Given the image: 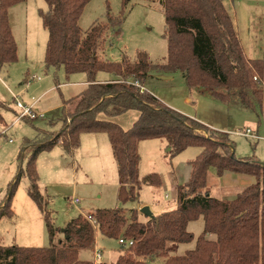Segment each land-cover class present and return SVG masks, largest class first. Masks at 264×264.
<instances>
[{
    "label": "trees",
    "instance_id": "obj_1",
    "mask_svg": "<svg viewBox=\"0 0 264 264\" xmlns=\"http://www.w3.org/2000/svg\"><path fill=\"white\" fill-rule=\"evenodd\" d=\"M27 1L0 0V70L17 61L8 11ZM90 1L44 0L47 9L39 11L48 37L46 69L62 67L67 76L85 74L87 86L64 102L73 108L68 115L69 124H65L67 117L62 111L60 122L64 126L58 133L39 130L34 139L22 140L16 176L8 183L0 202V220L11 219L12 200L21 175H25L27 195L43 218L49 245H0V264H92L80 260L79 252L92 248L96 232L105 238L123 237L133 242L126 250L121 249L115 264H146V258H164L163 264H264V165L253 158L236 157L227 133L210 129L141 91L152 70L179 72L188 89H207L223 103L253 111L257 107L261 112L264 60L246 58L223 0H160L167 42L165 63L153 65L141 51L133 60L121 55L119 61H109L101 57L106 35L120 30L129 0H120L118 16L111 15L107 7L105 21H95L82 32L78 22ZM99 72L115 79L97 82ZM129 111H136L138 117L128 130L110 121ZM85 133L107 136L117 167V200L121 204L136 201L143 185L161 186L155 173L139 178V142L164 139L170 160L188 148L201 149L189 161L188 182L175 186L176 209L152 218L137 209L128 214L121 208L95 209L72 218L62 230L55 227L39 188L36 160L40 153L57 145L68 152L78 149ZM210 168L218 178L230 172L252 176L255 183L233 199H215L207 190ZM86 216L92 218L94 225ZM199 218L203 230L195 238L187 231V225ZM58 233L63 234L65 241L57 246L54 241ZM192 242V250L176 255L179 245Z\"/></svg>",
    "mask_w": 264,
    "mask_h": 264
},
{
    "label": "rangeland",
    "instance_id": "obj_2",
    "mask_svg": "<svg viewBox=\"0 0 264 264\" xmlns=\"http://www.w3.org/2000/svg\"><path fill=\"white\" fill-rule=\"evenodd\" d=\"M159 1L129 0L120 30L110 31L106 35L107 40L101 57L117 62L121 55H125L133 60L136 52L141 51L147 54L153 65L164 64L167 56V42L163 36L164 18ZM223 3L233 20L246 58L264 60V0H223ZM107 7L113 16H118L121 12L120 0H91L85 6L78 22L81 31L85 32L95 21L104 22ZM46 9L47 5L44 0H28L12 7L8 16L10 29L12 28L11 31L13 30L18 42L16 43V46L18 45L17 61L11 64L7 70L1 71L0 77L13 93L24 89L22 95L19 96L20 103L31 108L34 118L31 120L26 117L17 119L20 113L15 108L16 105L11 96L8 92L0 93V97L5 98V105L13 110L12 112H3L4 121L10 126L6 136L1 135L3 127L0 125V199L5 196L8 183L16 176L18 166L16 157L21 139L23 137L34 139L38 135L39 128L48 134L58 133L64 126V123L60 122L64 107H66L64 114L67 117L65 124H69L68 115L73 110L72 105L63 103L64 107L58 106L78 94L80 92L79 82L86 80L85 74L82 73L67 76L62 67L46 69L44 54L48 37L39 17V11ZM163 74L170 75L172 80L157 79ZM31 76H39L41 80L32 83L29 81ZM106 76L109 74L98 73L99 78ZM47 84L55 87L54 91L41 95ZM57 84L59 85L58 89H56ZM144 85L163 103L172 104L194 114L193 106L184 103L188 87L181 73L152 70ZM262 89L264 90L263 86ZM175 111L179 112V110ZM179 113L210 129L227 133L233 143L232 148L236 157L253 158L264 165V99L261 112L257 107L255 111L231 107L211 96L204 98L199 103L197 118L183 112ZM137 117L136 111H129L111 118L110 121L119 125L123 130H128ZM100 118L105 119L103 116ZM13 120H17V123L13 124ZM51 123L54 125L50 126ZM246 129L251 130L261 139L254 140L235 134L236 131H245ZM61 157L64 160L60 159ZM151 157L154 160L152 168L156 174L161 176L162 186L156 189V195H153L152 190L149 191L142 187L136 201L121 204L117 200V168L112 156H108L109 167H99L100 169L88 167L85 169L78 158V149L68 152L63 146L57 145L51 150L42 152L38 159L39 172L37 161L36 169L38 175L40 174V190L47 200L48 210L52 212L54 226L62 230L72 218L78 215L81 208H91L98 204L107 206L105 208H121L128 214L130 210L135 209L145 200L150 203L156 198L163 201L165 194L169 196V200L166 201L171 202L172 187L167 183V174L163 171V167H165L163 164L164 153L160 152L151 155ZM167 161L169 162V158ZM170 161L171 167L178 173L179 160L172 159ZM213 173V168H210L207 173V185L209 187L215 185L217 188L213 187L211 194L216 198L224 199V197H220L223 195L219 192V182ZM141 174L140 172V177H142ZM27 184L26 176L21 175L15 195L18 198H16L13 208L15 210L14 222L10 223L5 219L0 222V245L2 246H11L12 242H14L13 245L22 247L43 248L49 245L45 224L38 209L31 202L29 203L32 210L23 209L22 202L20 200L17 202V199L20 198L19 195L29 201L26 195ZM236 194L237 190L232 191L225 199H233ZM75 199L79 203H73L72 201ZM187 230L195 238L198 237L203 230L201 218L190 222ZM25 236L26 238H23ZM64 241L63 234L58 233L54 243L58 246L62 245ZM192 245L191 243L181 246L176 254L183 255L185 248H191ZM94 247L95 249L92 247V251L81 250L79 259L92 264H111L121 249L126 250L118 245L117 240L102 237L98 232L95 233ZM97 250L102 252V262L95 259L94 252ZM145 262L146 264H161L160 258H146Z\"/></svg>",
    "mask_w": 264,
    "mask_h": 264
},
{
    "label": "crops",
    "instance_id": "obj_3",
    "mask_svg": "<svg viewBox=\"0 0 264 264\" xmlns=\"http://www.w3.org/2000/svg\"><path fill=\"white\" fill-rule=\"evenodd\" d=\"M11 9L12 8H10L9 11H8V16H9V12H10ZM11 32H12V35H13V38H14L15 42L18 43L17 40H16V38H15V36H14L15 34H14L13 30ZM17 52H18V45H17ZM10 65H7V66L3 67L0 70V72L1 71H4V70H7V68ZM37 77H39V76H37ZM114 79L115 78L112 75L106 76L105 78H103V77L99 78L98 77V74L96 76V81L97 82H100V83L109 82V81H112ZM157 79L172 80L171 76L170 75H167V74L160 75L159 77H157ZM40 80H41V78L39 77V80L33 81L32 83L39 82ZM183 80H184V78H183ZM184 82H185V80H184ZM79 83H80L79 84V86H80V90L79 91L80 92L78 94H80L86 88V86H87L86 80H84L82 82H79ZM27 84H28V82H27ZM65 85H68V84H65ZM58 87H59V85L57 84L56 89H58ZM54 88L55 87L51 86L50 84H47L46 89L42 92L41 95H44V94L46 95L47 93L53 92L54 91ZM142 89L144 91L150 93L148 91V89L145 87V85L142 87ZM23 90L24 89H21V90L17 91L16 93H13L10 90V88L6 85V83L0 77V93L1 92H8L9 95L11 96L12 101H14L15 105H16V103L18 101L20 102L19 96L22 95ZM186 90H187V94L184 97V103L185 104H189L190 106H193L192 107V111H193L194 114H190V113L186 112V110H183L182 108H178V107H176V106H174L172 104H168L165 101L164 102L166 104L163 103L160 100L159 101L162 102L165 106L167 105V106H169L172 109L179 110V112H183V113H186L188 115H191V116L197 118V112H198V109H199V103L202 100H204V98H208V97L210 98L211 97V94H210V92L207 89H201V88H193V89H187L186 88ZM78 94H76L75 96H77ZM150 94L153 95L152 93H150ZM75 96H72L69 99H71V98H73ZM4 100H5V98H1L0 97V104L4 106V109H2L0 111V115H1V118H2V122L0 123V125L3 127V129L1 130V135L6 136L7 133H8V130H9L10 126H8L7 123L4 121L3 112H8V111L9 112L10 111L12 112L13 110L10 109V108H8V106L5 105L6 102H4ZM63 103H64V101L58 107H62L63 106ZM228 105H230L231 107L240 108L239 106H236V105H233V104H228ZM15 108L20 113V110L17 107V105H16ZM65 110H66V107H64V110L63 111L65 112ZM16 121L17 120H13L12 123L13 124L14 123H17ZM133 122H134V120H133ZM53 125H54V123H51L50 124V126H53ZM39 130H42V129L39 128ZM24 139H29V138L23 137L21 139V141H20V145L22 143V140H24ZM20 145H19V148H20ZM165 149H166V141L164 139L144 140V141L139 142V144H138V153H139V156H140L139 165H138V172H139V175H140V172L142 173L141 174L142 177L139 176V178L142 179L144 175L146 176V175L152 174V173H155L156 174V172H154V169L152 168V165H154V160L151 157V155H155V154H158V153L161 152V153H164V158H165V160L163 161L164 162L163 164L165 166V167H163V171H165L166 174H167V183H169L170 186L172 187L171 188V193H172L171 202L166 201V200H169V196L165 194L163 201L160 200V199L158 200L156 198L155 201H152L150 203V201L145 200V201H143L142 203H140L135 208V209H137L139 211L143 207H148L149 210H150V212H151V214L153 215V217L158 216V215H160L162 213H165V212L173 211V210L176 209V207H177V199H176V193H175V186L176 185L185 184L189 180L190 171H191V167L189 166V161H191L194 158H196L199 155V153L201 152V149H199V148H188L183 153H181L178 157L174 158V160L175 159H178L179 160L178 165H177V168L179 169V172L177 173L175 171V169H173V167H171V165H170L171 164L170 159H169V162L167 161V158L168 157L165 154ZM18 153H19V149H18ZM40 155H41V153L38 155L37 160H36L37 161V169H38V172H39V164H38L39 163V160L38 159H40ZM17 156H18V154H17ZM108 156H112V153H111V148H110V145H109L108 138H107V136L105 134H103V133H85V134H82L81 135V137H80V146L78 148V158H79L80 162L84 165V168L85 169L88 168V167H93L94 169L99 168V167H102V168L109 167L110 161L108 159ZM60 159H63V157H61ZM99 169H97V170H99ZM17 170H18V166H17ZM142 170H143V172H142ZM158 172H161V171H158ZM213 174H214V176H216L215 170H214V173ZM38 176H40V174ZM159 178L161 180V186H162V182L163 181H162L161 176H159ZM216 178H217V180L219 182L218 183L219 192L221 193V195H223V196H220V197H224V199L227 197V195H229V193L231 194L232 191L234 192V191L237 190V194H238L244 188H246V187H248L250 185H253L255 183V178L252 177V176L241 175V174H233V173H230V172H225L220 178H218L217 176H216ZM39 182H40V179H39ZM27 186H28V184H27ZM27 186H26V189H27ZM142 187L143 188H146L149 191L152 190L153 195H156V189L157 188H160V187H154V186H149V185H143ZM213 187L214 188H217L215 185L214 186H211V187H209L207 185V190L209 192V195L211 197L215 198V199L223 200V198H216V196H213L211 194V189H213ZM39 188H40V185H39ZM141 190H142V188H141ZM15 195H16V192H15ZM15 195H14L13 200H12V210H13L14 216L11 219L2 218L0 220V222H2L3 219L9 220L10 223L14 222V219H15V210L13 208L15 206L16 198H18ZM26 195H27V191H26ZM19 196H20V198L17 199V202H18V200H20V202H22L23 209H26L27 208L29 210H32V207H31V205H30L29 202H31L32 204H34V203L31 201V199L28 197V195H27V197H28V200L29 201H27V199H24L21 195H19ZM3 198H4V196L0 199V202H1V200ZM78 203H79V201H78ZM34 206H35V204H34ZM93 207L86 208V209L85 208H81L79 210V212H78V215L79 214H83L84 212H89V211H92V210H95V209H99V208H102L103 209V208H105L107 206H102V205H99L98 204V206H93ZM188 225H189V223H188ZM188 225H187V229H188ZM202 225H203V221H202ZM15 235H16V232H15ZM23 238H26V236L23 237ZM208 238L211 239V240H213L214 239V236H208ZM117 243H118V240H117ZM13 244H14V242H12V245ZM190 244H187V245H190ZM192 244L193 245H192L191 248H185V251L183 252V255L187 251H190V250H192L194 248V242H192ZM183 245H185V244L179 245V247L177 249V252L180 249V247L183 246ZM92 247L95 249L94 245ZM90 251H92V248L90 249ZM97 251H99L100 254H101V260H99L98 262H102V252L100 250H97ZM121 254H122V251L111 262V264H115L117 258ZM160 262H161V264H163L164 258H160Z\"/></svg>",
    "mask_w": 264,
    "mask_h": 264
},
{
    "label": "built area",
    "instance_id": "obj_4",
    "mask_svg": "<svg viewBox=\"0 0 264 264\" xmlns=\"http://www.w3.org/2000/svg\"><path fill=\"white\" fill-rule=\"evenodd\" d=\"M37 80H39V77H37V76H31V77H29V81L30 82L37 81ZM262 86L264 87V83L262 84ZM141 91H143V89H141ZM16 105H17V107L20 110V115L18 116L17 119H22V118H25L26 117L27 119L31 120V119L34 118V115L31 112V108L30 107H26V106L22 105L20 102H17ZM235 134H237L239 136L246 137V138H251V139H254V140H260L261 139V137H259L257 134H253L251 132V130H249V129H246L245 131H236ZM72 202L75 203V204H77L78 203V200L75 199ZM86 217L92 223V225H94V222H93L92 218L89 217V216H86ZM118 244L121 247H124V248L127 249V248H129L133 244V242L131 240H127V239H125L123 237H120L118 239ZM94 253H95V259L97 261L101 260V254H100V252L99 251H95Z\"/></svg>",
    "mask_w": 264,
    "mask_h": 264
},
{
    "label": "water",
    "instance_id": "obj_5",
    "mask_svg": "<svg viewBox=\"0 0 264 264\" xmlns=\"http://www.w3.org/2000/svg\"><path fill=\"white\" fill-rule=\"evenodd\" d=\"M139 212L144 215L145 217L152 218L153 215L151 214L150 210L148 207H143L139 210Z\"/></svg>",
    "mask_w": 264,
    "mask_h": 264
}]
</instances>
